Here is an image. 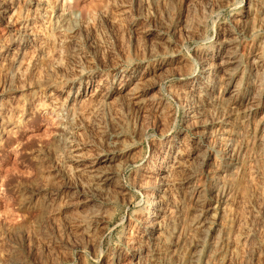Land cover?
<instances>
[{
    "label": "rangeland",
    "instance_id": "rangeland-1",
    "mask_svg": "<svg viewBox=\"0 0 264 264\" xmlns=\"http://www.w3.org/2000/svg\"><path fill=\"white\" fill-rule=\"evenodd\" d=\"M231 56L232 84L192 119L206 63ZM263 111L264 0H0V264H136L156 221L174 232L166 264H264ZM232 120L217 198L197 142L220 149Z\"/></svg>",
    "mask_w": 264,
    "mask_h": 264
},
{
    "label": "bare ground",
    "instance_id": "bare-ground-1",
    "mask_svg": "<svg viewBox=\"0 0 264 264\" xmlns=\"http://www.w3.org/2000/svg\"><path fill=\"white\" fill-rule=\"evenodd\" d=\"M249 12H250V9H248L246 12L247 17H248ZM72 26H75V23ZM67 27H69V26L67 25ZM67 27H65V28L67 29ZM74 29H75V27H74ZM70 30H72V29L70 28L68 30V32ZM63 31H64V29H63ZM236 60H237L236 57L231 56V58H228V59H221L220 62L218 63L219 65H217V66H215V65L211 66V63H209V62L206 63L205 70H206V74L208 76H206L205 85L203 87H200L201 89L197 90L193 94L192 99H191V103H190V114H191V116L190 117L192 119H198L199 103L204 104L205 101L207 100V98L209 96H211V91H214L216 89L219 90L218 92L227 91V87L230 84H232V82L234 80V76H235L234 74L235 73L233 72L232 65L236 62ZM128 80H129V84H133V88H135L133 94H136L138 92L139 87L143 83V78L138 74H134L133 76H129ZM238 80L235 81L233 84V86L236 88L239 85ZM240 88H239V90H241ZM234 90H235V92L237 91L236 89H234ZM254 95H256V94H254ZM235 96H236V93H235ZM241 97H242V95H241ZM241 97L239 95L237 99L241 100ZM254 97H253V99H255V98H258V99L254 103L255 105H253V104L251 105V106H253L252 112L259 113L260 109H261L260 99L262 97V94L256 96L255 98ZM234 103H237L236 99H235ZM221 106L222 105H220L219 107L220 108L225 107V106H222V107ZM233 123H234V121L232 120L231 123H228L229 127L217 130V133L220 136L219 139L224 141L223 143L220 144V149L216 150L215 146L204 145V143H206V142H204L205 138H206L204 136L210 134L211 131L208 132L207 130H205L204 133H201V135H200L201 137L198 140L200 142H197V143H199V144H197L199 148L198 147L197 148L202 151V153L205 157L210 156L213 153H215V158L213 159V161L211 163L208 164L209 170H208L206 177L212 181L211 185L209 186L208 191L210 193L214 194V196L217 198L222 197L225 189L228 187V185H230L229 182L231 180H230L229 176L232 174H229V173L233 172V171L232 172L230 171L231 170L230 169L231 163H229L230 162V155L235 150V148L237 147V143L239 141V134H237V132L235 131V129L233 127ZM258 126H259L261 132L263 133V131H264V111H263V115L261 116L260 120L258 121ZM204 156H202V157H204ZM103 162H104V164H106V168L104 170L102 169V171H100L97 175L95 174L96 175L95 180H97L98 185L101 184V185H104L105 187L106 186L108 187L109 185L115 184L114 180L116 178V173H117L116 172V162H115V158L113 156L112 157H106L103 160ZM203 164H204V161H202V165ZM99 187H100V185H99ZM201 198H200V196L197 195V197L195 199V204L200 207V213L198 211L199 214H197L198 216H195V217L196 218L198 217L199 220H201V218H202L204 222L206 219H207V222L208 221L210 222V220L211 221L213 220V222H214L215 218H218V214H219V211L221 209H219L218 206L217 207L216 206L211 207L210 204L204 202V200H202ZM197 210H199V209H197ZM198 224H199V222H198ZM207 226H209V223ZM164 227H162V225H160V223H158V221L149 223L147 228L144 230L143 235H141L140 241L133 248V251L131 254L133 258L137 259L136 264H166V263H168V261H169L168 257L170 255V254L168 255V253H169L170 249H169L167 244H168V239L170 237L169 235H171L169 233H171V232L169 231L170 229H168V231H167V228L165 230ZM173 233L174 232H172V235H173ZM146 240L153 241V245H152L153 247L146 245V243H145Z\"/></svg>",
    "mask_w": 264,
    "mask_h": 264
}]
</instances>
